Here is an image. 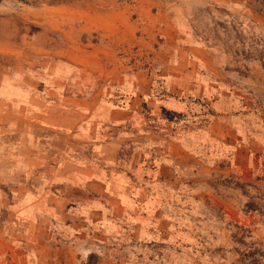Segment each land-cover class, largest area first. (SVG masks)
<instances>
[{
    "label": "rangeland",
    "instance_id": "obj_1",
    "mask_svg": "<svg viewBox=\"0 0 264 264\" xmlns=\"http://www.w3.org/2000/svg\"><path fill=\"white\" fill-rule=\"evenodd\" d=\"M0 264H264V0H0Z\"/></svg>",
    "mask_w": 264,
    "mask_h": 264
}]
</instances>
